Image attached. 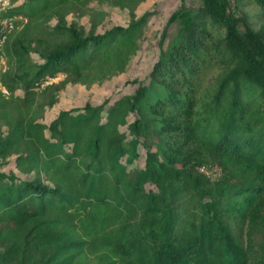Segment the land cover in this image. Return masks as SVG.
Listing matches in <instances>:
<instances>
[{"label": "trees", "instance_id": "trees-1", "mask_svg": "<svg viewBox=\"0 0 264 264\" xmlns=\"http://www.w3.org/2000/svg\"><path fill=\"white\" fill-rule=\"evenodd\" d=\"M90 1L13 0L7 12L20 21L1 74L0 264H264V0H247L256 29L242 0L182 2L131 94L44 122L68 83L124 70L150 14L113 0L128 23L85 33L65 15Z\"/></svg>", "mask_w": 264, "mask_h": 264}, {"label": "rangeland", "instance_id": "rangeland-1", "mask_svg": "<svg viewBox=\"0 0 264 264\" xmlns=\"http://www.w3.org/2000/svg\"><path fill=\"white\" fill-rule=\"evenodd\" d=\"M182 2L188 5L196 6L198 0H143L135 7L136 17H140L146 11H150L147 15L143 26L142 34L138 39L137 50L133 54L124 70L115 73L112 76L103 78L100 81H92L89 85L81 82L68 83L58 93L56 104L47 108L40 113L39 119L44 122H49L59 110L81 107L85 101L92 104L100 103L104 98L108 99L107 104L122 95L131 94L137 86V81L145 80L152 63L156 59L159 51L166 48V45L173 36L177 24L167 23L169 14L176 9ZM238 8L247 16V21L254 29L260 25L258 14L260 8L253 2L242 0L238 4ZM67 21H74L77 28H80L85 33L92 30L94 32H102L105 29L115 24L126 25L130 19L129 11L125 7L117 5L113 0H91L86 8L73 9L65 15ZM55 18L39 19L38 26L34 30L36 33H44L49 30L55 23ZM93 24L95 27L93 28ZM163 36L161 43L160 37ZM40 59L34 52L30 55L31 63L38 62ZM62 78L63 74L56 75ZM121 130L127 133L126 126H120ZM207 162V161H206ZM210 162V161H208ZM17 172L20 176L30 178L32 174H23L14 169L12 165H7ZM259 216V228L264 229V202ZM246 228L244 229V232ZM245 238V234H243Z\"/></svg>", "mask_w": 264, "mask_h": 264}, {"label": "built area", "instance_id": "built-area-1", "mask_svg": "<svg viewBox=\"0 0 264 264\" xmlns=\"http://www.w3.org/2000/svg\"><path fill=\"white\" fill-rule=\"evenodd\" d=\"M12 5L13 0H0V90L4 94L8 93L1 80V74L5 65V56L3 53L4 44L8 36L16 29L20 21L19 16L7 13ZM58 77L47 76L44 83L56 80ZM198 170L212 180L216 179L221 174V168L216 163L201 164L198 166Z\"/></svg>", "mask_w": 264, "mask_h": 264}]
</instances>
